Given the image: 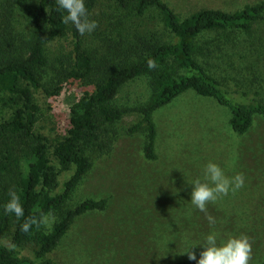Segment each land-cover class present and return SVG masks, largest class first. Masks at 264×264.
<instances>
[{
  "label": "rangeland",
  "instance_id": "rangeland-1",
  "mask_svg": "<svg viewBox=\"0 0 264 264\" xmlns=\"http://www.w3.org/2000/svg\"><path fill=\"white\" fill-rule=\"evenodd\" d=\"M32 1L0 0L1 11L13 18L16 30H27L24 12ZM165 1L180 17H186L205 7L233 11L262 0ZM122 17L123 11L113 0L98 1L91 17L98 27L85 38L95 52L107 53L113 40L120 41L134 30L143 35L170 37L156 11L150 10L131 20ZM259 28L252 34L233 36V41H227V34L207 35L204 41L212 38L210 56L200 59L231 88L253 91L262 87L264 99V86H261L264 26ZM65 43H51L52 55L63 53ZM246 49H261V63L255 59L252 66L250 58H242ZM86 89L92 86L66 81L57 95L37 93L41 109L36 129L49 139L65 134L71 107ZM150 92L147 77H140L121 89L117 103L140 105L146 102ZM8 113L7 106L2 104L0 118ZM153 117L157 125L156 159L145 156L147 132H129L130 126L142 118L135 111L108 125L109 130L101 136L103 148L88 151L93 166L77 186L68 207L87 198L107 197V208L78 216L49 257L59 264H173L188 258L187 250L194 251L199 258L203 250L200 243L209 234L216 235L218 244L246 235L252 242L250 264H261L264 261V115L255 114L252 126L238 134L230 124L232 111L228 106L189 90L156 110ZM210 161L218 164L226 176L243 173L245 179L241 189L208 205L216 220L214 225H209L205 214L190 200L193 182L204 181V168ZM53 162L59 173V191L73 169L63 170L55 159ZM49 214L55 217L54 222L59 217L57 213ZM52 224L44 228L48 230Z\"/></svg>",
  "mask_w": 264,
  "mask_h": 264
},
{
  "label": "trees",
  "instance_id": "trees-1",
  "mask_svg": "<svg viewBox=\"0 0 264 264\" xmlns=\"http://www.w3.org/2000/svg\"><path fill=\"white\" fill-rule=\"evenodd\" d=\"M98 1L85 0L90 19ZM113 1L125 20L142 17L150 10L158 12L170 37L134 30L120 41L113 40L107 53H97L88 45L86 34L81 36L74 25L63 23L66 12L58 10L56 0L30 3L24 12L26 31L15 29L13 18L1 11L0 3V107L4 104L9 111L0 118V264H59L49 253L76 218L107 208V197L87 198L73 207H68V202L93 166L88 151L103 148L101 136L109 130L108 125L126 114L135 111L142 115L129 132H147L144 152L149 159L157 158L154 112L189 90L228 106L232 111L230 124L238 134L252 126L255 114L264 115L262 87L253 91L231 88L200 59L210 56L212 38L204 41L207 35L227 34V41H233V36L261 29L264 0L233 11L205 7L186 17H180L165 0ZM55 42H66L67 49L53 56L50 45ZM262 53L261 49H246L241 57L250 58L253 66L255 59L261 63ZM149 59L156 62L155 69L147 67ZM140 77L148 79L149 98L140 105H119L121 89ZM66 81L92 89H86L72 105L66 133L49 139L36 129L41 109L36 95H57ZM54 159L63 170L73 169L59 191ZM10 189L17 192L25 211L19 221L4 211ZM49 213L59 216L50 229L42 225L39 229L33 226L29 233L21 231L28 217ZM173 264L196 262L186 258Z\"/></svg>",
  "mask_w": 264,
  "mask_h": 264
},
{
  "label": "clouds",
  "instance_id": "clouds-1",
  "mask_svg": "<svg viewBox=\"0 0 264 264\" xmlns=\"http://www.w3.org/2000/svg\"><path fill=\"white\" fill-rule=\"evenodd\" d=\"M58 10H64L63 23L74 25L78 33L83 36L91 34L98 27V22L90 19L85 0H56ZM149 69H155L157 64L154 60L147 61ZM204 181L196 180L192 184L191 203L205 217L209 225L216 223L215 217L208 211V205L215 203L219 198L227 196L230 192L235 193L244 186L243 173H236L233 177L225 175L224 170L214 162H208L204 168ZM9 201L4 206L5 213L14 214L17 221L25 215L24 208L20 203V197L15 190H9ZM55 217L51 214H41L39 217L31 216L24 220L20 229L29 233L35 226L39 229L43 226H50L54 223ZM203 250L199 258L194 251L187 250V257L196 264H250L252 258V242L246 235L228 238L223 243H217L215 234L207 235L200 243Z\"/></svg>",
  "mask_w": 264,
  "mask_h": 264
}]
</instances>
